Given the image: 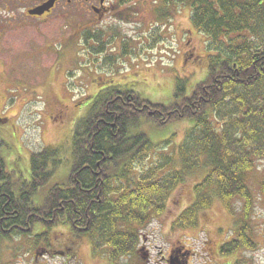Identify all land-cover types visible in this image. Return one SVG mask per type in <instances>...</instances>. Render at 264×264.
I'll return each mask as SVG.
<instances>
[{
  "label": "trees",
  "instance_id": "trees-1",
  "mask_svg": "<svg viewBox=\"0 0 264 264\" xmlns=\"http://www.w3.org/2000/svg\"><path fill=\"white\" fill-rule=\"evenodd\" d=\"M181 7H189L193 27L207 36L206 76L191 91L179 80L168 104L139 91H133L134 103L96 102L74 129L68 182L52 186L41 204L33 197L65 161L60 147L34 152L25 181L15 179L0 153V237L31 235L38 222L47 229L68 225L75 238L88 237L92 250L110 261L141 260L142 228L165 212L187 172L203 168L193 202L176 225L197 227L199 213L215 199L229 212L241 205L246 221L256 197L264 195V168L256 185L252 179L264 161V0H162L158 18ZM186 119L193 125L177 154L156 152L146 123L160 127ZM151 156L149 167L143 165ZM247 223L222 253L254 246ZM37 234L40 253L74 256L72 241L49 250L48 235Z\"/></svg>",
  "mask_w": 264,
  "mask_h": 264
},
{
  "label": "rangeland",
  "instance_id": "rangeland-1",
  "mask_svg": "<svg viewBox=\"0 0 264 264\" xmlns=\"http://www.w3.org/2000/svg\"><path fill=\"white\" fill-rule=\"evenodd\" d=\"M147 9H150L149 5ZM149 14L148 11L147 32L154 24L152 21L157 19ZM138 24L123 25L128 34H134ZM163 25V44L177 43L173 61L171 49L164 45L162 53L148 52L149 57L144 64L137 66V63L131 64V59L125 58L115 61V67L122 74L136 72V75L128 76H135L130 87L141 92L145 98L168 104L175 99L179 80L185 81L187 90L191 91L206 76L210 51L206 34L197 31L191 23L189 7H181L171 15L168 13L157 27ZM91 27L69 23L41 24L36 26L34 34L21 32L20 35L5 36L2 41L1 155L15 179L20 181L30 178L34 152L58 146L65 160L49 182L34 195L33 201L37 204L43 202L52 186L64 185L69 180L73 165L71 147L74 129L87 117L97 101L93 94L102 87L96 88L92 80L101 74L106 79L110 74L114 75L108 72V60L96 61L92 38L88 42L85 40L92 34ZM173 32L177 34V42L170 37ZM87 93L91 96L84 97ZM52 97L60 99V106L65 110L63 114L56 110V99L52 101ZM146 124L156 152L175 155L186 131L193 125L187 119L160 127L151 122ZM152 161L151 156L143 165L149 167ZM176 162L180 164V159ZM263 168L264 161L258 162L252 175L255 185ZM205 172L204 168L187 172L185 181L171 193L165 212L142 228L141 260L135 255L123 257L117 262L110 261L106 255L92 250L88 237L75 238L68 225L47 229L38 222L31 235H14L8 239L0 237V264H264V195L256 197L254 208L247 219L244 217V222L240 219L241 205L237 204L233 212H229L221 201L215 199L212 207L199 213L197 227L181 228L176 225L178 215L193 202L194 184L202 180ZM247 222L254 246H241L234 252L222 253V247L232 238L239 237L240 226ZM42 231L52 242L53 247L49 250H61L70 246L69 241H72L74 256L70 258L71 254L66 256L56 251L40 253L35 235Z\"/></svg>",
  "mask_w": 264,
  "mask_h": 264
},
{
  "label": "flooded vegetation",
  "instance_id": "flooded-vegetation-1",
  "mask_svg": "<svg viewBox=\"0 0 264 264\" xmlns=\"http://www.w3.org/2000/svg\"><path fill=\"white\" fill-rule=\"evenodd\" d=\"M161 5L162 0L152 2L149 0H0V53L5 36L20 35L21 32L34 34L37 25L48 23L91 25L95 59L96 61L105 59L106 62L108 60V72L114 74L113 76L110 74L108 79L102 74L97 75L98 77L92 80L96 88L102 86L93 94L97 99L96 102L134 103L136 101L134 92L138 90L131 88L130 82L135 76L128 77L134 72L128 75L122 74L119 69L116 70L115 61L120 62L121 59L129 58L131 64L137 63L138 66L148 60V52L156 55L163 52L165 44L161 40L165 28L164 25L157 27L161 22L157 9L161 8ZM148 11L151 13L150 16L157 18L152 21L154 24L149 32L146 31ZM136 22L139 24L134 34H128L123 24ZM170 37L178 41L176 33H171ZM165 46L171 49L173 61L177 43L171 41L170 45ZM115 57H118L117 60ZM90 96L91 94L87 93L84 97ZM54 100L57 104L56 110L59 114H63L65 110L60 106V99L52 97V101Z\"/></svg>",
  "mask_w": 264,
  "mask_h": 264
}]
</instances>
